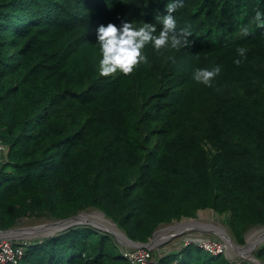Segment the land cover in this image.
<instances>
[{
    "label": "trees",
    "instance_id": "obj_1",
    "mask_svg": "<svg viewBox=\"0 0 264 264\" xmlns=\"http://www.w3.org/2000/svg\"><path fill=\"white\" fill-rule=\"evenodd\" d=\"M264 0H183L189 43L103 76L99 24L162 26L160 0H0V229L101 210L134 241L201 210L238 241L264 228ZM247 24L249 35L239 29ZM248 49L240 64L237 48ZM221 64L209 87L197 67ZM257 256L264 260V246ZM0 264H3L0 262ZM19 264H131L90 224L29 241ZM158 264H247L189 245Z\"/></svg>",
    "mask_w": 264,
    "mask_h": 264
},
{
    "label": "clouds",
    "instance_id": "obj_2",
    "mask_svg": "<svg viewBox=\"0 0 264 264\" xmlns=\"http://www.w3.org/2000/svg\"><path fill=\"white\" fill-rule=\"evenodd\" d=\"M148 0H146V3ZM164 3V10L156 16L162 25L157 31V24L144 21L137 25L129 19H122L120 24L115 22L101 23L96 28V40L99 44L101 57L99 72L103 76L122 73L130 74L141 64L150 63L146 46L151 44L156 52L163 49H180L189 43L191 25L185 23L178 27L177 8L182 6L183 0H160ZM252 23L264 27V9L257 8L252 17ZM239 31L247 36L250 28L247 24ZM239 56L234 63L240 64L241 58H246L248 49L241 45L237 48ZM222 65L217 63L212 67H197L193 71V79L206 86H213L214 78L222 72Z\"/></svg>",
    "mask_w": 264,
    "mask_h": 264
},
{
    "label": "rangeland",
    "instance_id": "obj_3",
    "mask_svg": "<svg viewBox=\"0 0 264 264\" xmlns=\"http://www.w3.org/2000/svg\"><path fill=\"white\" fill-rule=\"evenodd\" d=\"M85 213L88 214L87 219L85 220L86 224H90L97 229L100 230H110L108 228L109 226V220L107 217L103 216L99 211H96L94 209H87L85 210ZM190 219H196L197 221H200L204 225H206V228H199L196 226H192L189 229L181 230V231H175L174 233H168L164 236H161L159 238L164 237L163 240H161L159 243L153 245L154 246V256L156 259H160L161 257L174 252H180L185 248L187 237L193 233H196V231H203L204 235L207 237L213 238V239H219L223 241L227 247L228 251L224 255L228 257L232 262H247V264H264V260L260 259L257 256V253L259 249L264 246V231L263 227H254L251 228L248 232H246L244 236V242L241 243L238 241L237 237L235 236L233 230L230 228L228 222H227V215L226 214H218L212 209H206L201 210L198 212L197 216L194 218H184L182 220H177L175 222H183L185 220ZM202 219V220H201ZM58 220L53 219L51 216L47 214H41L37 216H32L29 218H26L19 222L14 228V230H20V229H37L42 228L40 231H35L33 233H36L32 236H22V235H15L21 241H35V240H41L44 238H47L50 235L58 234L61 232V230H56L51 234H46L48 231H43L45 225L55 223ZM51 222V223H50ZM169 224L162 225L157 231H160L162 229L168 228ZM42 226V227H41ZM198 229H196V228ZM222 227V228H221ZM119 228V227H118ZM225 228L230 236L233 238L234 244L231 245L230 242L224 238V229ZM120 229V228H119ZM122 231V229H120ZM43 231V232H42ZM255 231V232H254ZM258 231V232H257ZM46 234V235H45ZM222 234V235H221ZM260 234V235H259ZM12 236V235H10ZM14 236V235H13ZM250 236H255L254 240L256 242L253 243V248L251 250V256H246L242 253V248L249 245V238ZM117 245L119 246L121 252L123 253L124 250L130 249L131 245L127 242L120 239L118 236H114ZM156 236H153L150 241H154ZM152 243V242H151Z\"/></svg>",
    "mask_w": 264,
    "mask_h": 264
},
{
    "label": "built area",
    "instance_id": "obj_4",
    "mask_svg": "<svg viewBox=\"0 0 264 264\" xmlns=\"http://www.w3.org/2000/svg\"><path fill=\"white\" fill-rule=\"evenodd\" d=\"M9 151V147L0 141V160L3 154ZM198 229V228H196ZM197 245L214 255L225 254L228 251L227 245L219 240L207 237L199 230L187 237L185 246ZM27 241H21L17 236H10L0 229V262L3 264H19L26 253ZM154 246L150 244H138L124 250V257L131 264H158L153 253Z\"/></svg>",
    "mask_w": 264,
    "mask_h": 264
},
{
    "label": "bare ground",
    "instance_id": "obj_5",
    "mask_svg": "<svg viewBox=\"0 0 264 264\" xmlns=\"http://www.w3.org/2000/svg\"><path fill=\"white\" fill-rule=\"evenodd\" d=\"M87 216H88V214H86L85 213V211L84 212H81L76 218H75V221L76 222H85V220L87 219ZM202 220V219H201ZM51 223V222H50ZM66 226V223H60V222H55V223H51V224H47V225H45V226H43L44 228V230L43 231H48V232H46V234H51V233H53L54 231H56V230H61L62 228H64ZM169 227L168 228H166V229H162V230H160V231H158V233H157V235H156V237H155V239H154V241H152V245H154L155 244V242H156V244L157 243H159L161 240H163L164 239V237H162V238H159V237H161V236H164V235H166V234H168V233H174L175 231L177 232V231H181V230H186V229H189V228H191L192 226H196V227H199V228H206V225H204L203 223H201L200 221H197L196 219H190V220H185V221H183V222H175V223H171V224H169L168 225ZM42 227V226H41ZM195 227V228H196ZM108 228L112 231V232H114L120 239H122L123 241H125V242H129V241H127L126 240V238L124 237V234L122 233V231L119 229V228H117L116 226H115V224H113L112 222H110L109 221V226H108ZM222 228V227H221ZM42 228H37V229H18V230H14V231H12V232H10V233H5V234H7V235H24V236H32V235H35L36 233H33V232H35V231H40ZM224 229V238L225 239H227L229 242H230V244L231 245H233L234 244V242H233V238L230 236V234L228 233V231L225 229V228H223ZM264 230V229H263ZM42 231V232H43ZM255 232V231H254ZM258 232V231H257ZM264 231H262V233H263ZM55 233V232H54ZM53 233V234H54ZM45 234V235H46ZM222 235V234H221ZM260 235V234H259ZM254 238H255V236H250V238H249V245L248 246H246V247H244V248H242V253L244 254V255H246V256H251V250H252V248H253V243L254 242H256L255 240H254Z\"/></svg>",
    "mask_w": 264,
    "mask_h": 264
},
{
    "label": "water",
    "instance_id": "obj_6",
    "mask_svg": "<svg viewBox=\"0 0 264 264\" xmlns=\"http://www.w3.org/2000/svg\"><path fill=\"white\" fill-rule=\"evenodd\" d=\"M96 211H99L103 216L107 217L106 214H105L103 211H101V210H96ZM79 214H80V213H79ZM79 214H77V215H75V216H73V217L67 218V219H62V220L57 221V222H60V223H66V226H65L64 228L61 229V232L64 231V230H66V229H68V228H70V227H73V226H75V225L86 224V222H76V221H75V218H76ZM107 218H108V217H107ZM108 220H109L110 222H112L113 224H115V226L118 228L117 224L114 223L112 219L108 218ZM87 224H88V223H87ZM1 231L5 232V233H10V232L14 231V229L1 230ZM105 231H108V232H110L111 234H113L114 236H117V235H116L114 232H112L111 230H105ZM122 233L124 234V237L126 238V240L129 241V242H127V243L130 244L131 246H135V245H138V244H150V243L152 242V241H149L148 243H142V242H139V241H134V240H132V239L126 234V232H124L123 230H122ZM157 233H158V231H156V233L154 234V236H156ZM54 235H56V234H53V235H50V236H54ZM50 236H48V237H50Z\"/></svg>",
    "mask_w": 264,
    "mask_h": 264
}]
</instances>
